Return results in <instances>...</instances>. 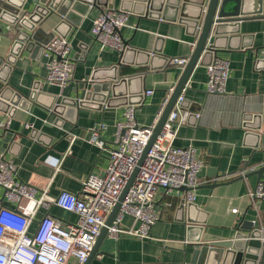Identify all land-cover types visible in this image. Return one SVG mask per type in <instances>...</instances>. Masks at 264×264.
Returning <instances> with one entry per match:
<instances>
[{
    "label": "crops",
    "instance_id": "crops-1",
    "mask_svg": "<svg viewBox=\"0 0 264 264\" xmlns=\"http://www.w3.org/2000/svg\"><path fill=\"white\" fill-rule=\"evenodd\" d=\"M111 2L114 9L119 10L121 0ZM79 9L85 11L84 7ZM262 9L264 13V0ZM105 10L92 8L69 34L75 71L63 90L46 81L47 60L43 56L34 58L24 52L11 72L2 73L7 79L4 87L13 95L28 96L35 83L42 86L40 103L33 106L32 112L17 109L13 118L0 115V156L16 165L21 182L38 190L37 199L44 189L50 197L62 192L82 196L83 183L88 176L92 173L104 175L110 164V151L116 147V126L124 121L125 106L79 107L77 112L68 114L72 121L48 110L54 97L57 103L63 99L83 100L91 88L89 81L95 71L109 69L120 62V53L102 49L92 35L94 20ZM79 19L77 16L76 20ZM60 21L61 18L53 14L42 28L45 33H52ZM0 26L4 30L0 35V62L4 64L10 55L14 35L20 29L2 22ZM122 36L132 49L149 52L158 49L167 59L190 57L196 41L183 25L132 14ZM263 46L264 19H249L241 22L240 36L231 46L229 44L231 48L216 56L230 63L225 101L215 97L209 100L206 67H197L188 82L184 98L189 108L184 111L189 115L174 145L194 147L196 157L204 165L194 203L197 210L193 211L203 225L188 232L186 211L185 219L181 211L184 191L160 190L155 200L162 213L161 219L152 227L150 239L127 234H121L117 240L107 236L91 264H192L197 238L205 245L231 241L245 222L264 230V203L253 204L249 198L250 191L264 182V174L260 179L252 174L264 168V123L259 122L261 130L256 128L257 122L246 127L237 112L239 105L250 109L264 106ZM161 58L154 61L155 70L134 66L122 69L125 76H142L140 85L144 89V101L136 111L141 126L154 123L169 90L176 87L183 72L176 66L165 65ZM127 60L143 62L133 55ZM148 91L153 94L148 95ZM27 124L31 127L26 128ZM95 130H100V139L105 144L103 150L90 142ZM2 207L15 209L16 205L0 191V209ZM234 209L238 210L237 214L232 213ZM47 215L61 220L64 225L78 221L77 215L51 205L49 209L40 210L30 234ZM122 225L128 230L135 223L126 217ZM67 264H74V260Z\"/></svg>",
    "mask_w": 264,
    "mask_h": 264
},
{
    "label": "built area",
    "instance_id": "built-area-1",
    "mask_svg": "<svg viewBox=\"0 0 264 264\" xmlns=\"http://www.w3.org/2000/svg\"><path fill=\"white\" fill-rule=\"evenodd\" d=\"M130 14L117 9L103 11L93 22L92 35L102 49H111L121 55L126 49L122 30L128 27ZM10 28V27H9ZM72 44L69 38L56 37L44 50L47 60L46 81L62 90L73 79L75 60L71 57ZM264 61V46L262 49ZM190 57L170 59V65L184 71ZM208 75L207 91L224 96L229 79L230 63L215 59L206 67ZM187 87L179 96L172 112L164 124L161 134L152 146L137 178L121 204V208L108 228V236L119 239L127 234L141 239H150V231L161 219V211L156 207V195L160 190L184 191V199L195 203L196 191L200 186L203 163L196 157L194 147H176L178 132L187 122L182 104ZM175 91L171 87L168 97L153 124L141 126L136 118L137 106H127L124 121L116 126L115 148L110 151L111 161L104 175L92 173L83 183L82 196L62 192L50 197L44 189L37 199L38 190L18 178V170L13 162L0 156V191L7 200L16 205L15 209H0V264H85L93 251L106 220L117 205L130 177L138 166L142 155L154 133L164 109ZM152 95L153 91H148ZM199 117V115H198ZM31 125L27 124L26 128ZM105 126L101 127L104 130ZM100 130L92 133L91 143L105 148L100 139ZM245 172L242 175L245 176ZM249 198L254 203H264V182H259L250 191ZM55 205L78 216L76 223L66 224L51 215L38 222L37 230L30 229L40 210ZM233 214L238 210L234 209ZM130 217L135 226L125 230L123 220ZM264 243V236L261 239Z\"/></svg>",
    "mask_w": 264,
    "mask_h": 264
},
{
    "label": "water",
    "instance_id": "water-1",
    "mask_svg": "<svg viewBox=\"0 0 264 264\" xmlns=\"http://www.w3.org/2000/svg\"><path fill=\"white\" fill-rule=\"evenodd\" d=\"M111 1L0 0V22L20 29L14 35L15 40L6 63L0 62V66H2L0 70V115L6 114L9 118H13L17 109L30 113L33 106L40 103L43 94L40 83L34 84L28 96L11 94L9 89L4 87L7 79L2 77V73L11 72L24 52L34 58L43 56L45 47L52 40L57 36L68 38L73 28L80 25V21L86 17L87 12L92 8L114 9V4ZM80 7H84L85 11L81 12ZM119 11L139 17L178 23L185 26L188 34L196 41L189 63L181 74L148 146L117 205L107 218L105 227L102 229L85 264H91L99 253L104 239L108 236V228L114 222L122 202L138 176L140 167L161 134L179 96L188 86L195 69L212 65L219 53L231 48L229 44L231 46L232 42L240 36L241 22L256 18L264 19L262 0H121ZM53 14L58 15L61 21L52 33L47 34L42 28V24ZM77 16L80 18L79 20H76ZM3 32V27L0 26V35ZM125 44L126 49L117 65L109 69L97 70L92 75L89 81L91 88L83 100L63 99L61 103H57V97H54V103L49 106L48 110L59 117L72 121L68 114L77 112L79 107L102 109L105 106H141L144 101V89L140 85L142 76H125L122 72L123 66L150 67L151 70H155L154 61L162 57L161 52L158 49L153 52L132 49L128 43L125 42ZM130 55L139 59L142 58L143 62L131 63L127 60ZM161 59L165 60V65L167 63L170 65V59L163 57ZM206 94L209 100L212 99L211 97L220 101L227 100L226 96L210 94L209 92ZM187 104L188 102L184 101L182 107L188 109ZM237 112L240 114L244 126L247 127L248 124L252 126L257 122L256 128L261 130L259 122L263 121L264 123V106L258 109H250L247 106L239 105ZM252 172V174L258 175L260 179L264 174V168ZM180 191H186V189ZM194 210H197L196 204L188 203L185 199L182 201L181 211L183 218L186 211V220L189 224L188 232L197 229V225H203L196 219L197 214H193ZM263 236L264 230L255 227L254 223L245 222L238 230L234 240L205 245L200 238H197L194 242L197 249L194 251L192 264H264V243L261 241Z\"/></svg>",
    "mask_w": 264,
    "mask_h": 264
}]
</instances>
